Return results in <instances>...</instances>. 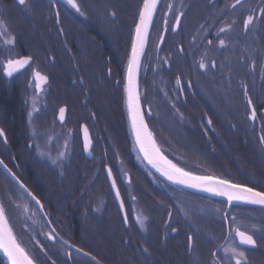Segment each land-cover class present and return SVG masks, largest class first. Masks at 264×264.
Returning <instances> with one entry per match:
<instances>
[{"label":"flooded vegetation","instance_id":"obj_1","mask_svg":"<svg viewBox=\"0 0 264 264\" xmlns=\"http://www.w3.org/2000/svg\"><path fill=\"white\" fill-rule=\"evenodd\" d=\"M14 1L19 7L14 10V20L17 25L24 20V17L27 20L26 45L29 47L32 62L28 68L12 78H7L4 70L0 72V75L6 79L4 86L16 94L17 101L23 108L20 112L30 128V141L33 143L31 146L36 148V143L59 145L54 151L47 152L52 159L41 156V150L36 151V149H34V156L52 162L56 159L57 162L52 165L62 166L65 163L64 160L72 155L69 151L74 144L82 148L85 157L93 161L97 176L103 168L108 187L123 219L109 183L107 168L112 170L126 212L122 188L127 196L129 194L122 183V176L120 175L118 181L113 169L106 163L109 155H114L108 151L106 144L113 143L116 133L112 115L118 99L123 100L127 107L124 92L126 58L122 50L127 49L128 52L127 44L131 46V26L128 24L122 29L119 25L121 32L119 34L114 32L115 23L117 24L118 21L116 15H112L113 12L116 14L114 0H83L84 2L76 0L85 16H81L74 8L67 5L65 0H27V7L19 5L17 0ZM196 1H162L160 38L163 37V42L159 39L158 49L163 47L168 32L174 26V16L176 17L179 12L186 9L184 6L194 4ZM204 1L207 6L205 11L207 18L204 23L193 25L187 32L188 35H184L183 32L179 33L182 27V17H180V26L174 33H176L175 46L178 53L188 64H195L196 69L203 72V90L208 102L203 104L204 109L201 105L194 103L197 94L195 87L197 78L194 73L183 75L181 72H169L170 58L166 54L156 57L148 56L144 52L138 85L140 102L145 110V121L157 147L178 167L192 174L226 178L234 183L264 190V140H261L264 136V59L260 67V57L257 55L245 57L229 54L234 52L230 49L234 47H248L255 43L262 44L264 47V23L261 22L264 18L260 16V9L264 8V0H242L241 4H236V0ZM86 6L91 7L89 13ZM57 11H59V17L56 15ZM227 14L232 16V21L236 20L235 24L226 21ZM249 14H255L256 24L254 28L249 26L250 30L245 32L242 22ZM165 20L168 22L166 32L164 31ZM221 28L226 31L221 32ZM24 34L25 31L22 29V34H18L15 39L16 44L20 43V38ZM220 39H224V46H220ZM208 40H212V45H208ZM185 41L187 45H190L191 51L197 48L203 49L204 56L196 57V52L190 54L189 51L186 55L183 46L186 44ZM89 54L96 62V67L92 72L85 73L83 56ZM24 56L28 55L22 53L17 59ZM201 60L209 65L206 70L199 67ZM212 61L216 65L214 68L210 66ZM152 68H157L159 71L153 74ZM243 69H247L248 73L244 74ZM37 70L48 77L47 83L37 82L34 76V71ZM117 81L120 83L118 84ZM240 95L244 96V99L240 98ZM248 98H251V105L248 104ZM239 100L246 102L244 103L247 106L245 118L241 115L242 111L230 108L237 106L235 102L239 103ZM62 107L66 108L63 122L59 119V109ZM253 107L256 110L255 121L251 119ZM111 109L113 110L110 111ZM149 109L151 115L148 114ZM231 110L236 113L234 117L229 118L228 113ZM17 120L16 117L15 124L18 123ZM209 120L211 124L208 123ZM85 126L92 142L90 152L92 158L87 154L84 146ZM130 129L134 140L131 122ZM0 138L2 139L1 136ZM60 153L64 155L60 157ZM0 159L39 199L38 185H26L15 158H13L16 165L14 169L2 157ZM0 172L12 181L1 169ZM127 176L128 174L125 173L124 181ZM126 183L130 185L131 182L126 179ZM13 184L16 191V206L22 209L23 205L26 218L36 217L39 213L50 232L56 235L57 232L45 208L43 209L49 223L39 206L21 188ZM98 187L100 185L97 182L95 186L97 199L101 196ZM153 187L158 189L159 198L156 202L159 218L157 251L159 263L157 264H179L180 260L184 264L189 257L194 258L197 264H211L208 240L211 238L210 220L213 216L222 217L226 228L233 232V235H228L226 231L222 243L215 246L217 256L224 257L226 249L229 258L232 255V249L244 251L245 256L257 249L240 244L238 237H235V230L239 228L236 225L239 216L236 215L237 212L234 211L233 206L229 208L228 203L220 204L217 202L219 200L173 187L161 180L159 185ZM239 208L241 210L239 209L238 213L241 211L244 215H253L252 210ZM21 209L17 210L15 218H20ZM98 210L100 211L99 208ZM225 213L235 217V222L230 219L225 222ZM190 227H194L199 233L203 232L205 237L203 248H195ZM245 232L256 239L253 233L248 230ZM45 235L48 237L47 234ZM93 235L100 237L102 233L96 231ZM189 236L192 237V243L188 240ZM51 241L60 242L66 247L59 251L71 252V256L74 253L88 260L68 248L59 235L56 240ZM133 251L142 252L146 256L144 249ZM100 252L102 251L98 249L93 255H89L96 257L100 264H104L98 257V253L105 254ZM130 257L132 259L133 255L130 254ZM225 264H228V260H225Z\"/></svg>","mask_w":264,"mask_h":264},{"label":"trees","instance_id":"obj_2","mask_svg":"<svg viewBox=\"0 0 264 264\" xmlns=\"http://www.w3.org/2000/svg\"><path fill=\"white\" fill-rule=\"evenodd\" d=\"M79 1L82 2L83 0ZM114 2L115 15L118 19L117 24L115 23L114 32L119 34L121 32L120 28H118L119 25L124 29V26L126 27V25L130 24L133 39L135 23L138 20V12L143 0H114ZM16 8L19 7L14 0H0V33H3V35H0V72L4 70L3 66L8 60L17 59L22 53L30 56L29 47L26 45L27 20L24 17V20L22 21L21 19L22 22L17 25L14 20V10ZM160 8L153 22L144 52L148 56L156 57L166 54L170 58L168 65L169 72H181L183 75L184 73H194L195 78H197V85H195L197 94L194 103L201 105L202 109H204L203 104L207 103L208 100L203 90V72L199 71V69L197 70L195 64H188L180 53H178L177 46H175L176 33H174L172 28L167 34L168 36L165 39L163 47L158 49L161 36L160 28L162 25ZM184 8L186 9L181 11L184 15L182 16V27L179 33L182 34L183 32L184 35H188L187 32L193 25L196 26L204 23V20L207 18V15H205L207 6L204 0H197L194 4H188ZM86 10L89 13L91 7L86 6ZM21 17L23 16L21 15ZM226 17V21L230 23L236 22V20L232 21L231 15L227 14ZM22 29L25 31V34L20 38V43L16 44L15 39H17L18 34H22ZM127 46L129 49L128 52L127 49L126 51L122 50L126 58L124 62L125 71L131 48L130 44H127ZM183 46L186 55H188L187 53L189 51L190 54L191 52H196V57L204 56L203 49L197 48L191 51L190 45H187V43ZM230 49L234 50L233 53H229L230 55L245 57L257 55L260 57L259 66L261 67V62L264 59V47L262 44L258 45L255 43V45L248 47H234ZM95 67L96 62L93 60V57L90 54L84 55L83 71L85 73L92 72ZM192 67L193 71L191 72ZM156 71L159 70L157 68L151 69L153 74ZM243 71L244 74L248 73L247 69H243ZM5 82L6 79L0 75V126L6 135L8 143L6 145L0 138V157L12 169L16 168L15 161L13 160L15 158L26 185H38L40 190L39 200L44 205L57 234L63 237V240L68 242L67 244L75 246L90 255H93L98 249L101 250L102 252L100 253H104L105 255L98 253V257L104 264L159 263L157 253L159 248V218L157 216L156 203L159 198L158 189L153 186L159 185V180L166 184L169 183L161 179L147 167L140 156L132 137L128 109L124 105V101L118 99L116 109L112 115V119L115 121L116 133L112 141L113 143L106 144V147L114 155L112 156L110 154L106 163L113 169L118 181L120 175L122 176V183L129 194L127 196L125 190L122 188L127 207L129 226L125 225L120 215L108 187L103 168L97 176L96 169L93 167V161L85 157L82 148L80 149L74 144L69 151L73 157L71 155L64 160L65 163L62 166H53L51 160H42L34 156V149L36 151L52 152L59 145L44 143L43 146V143H41L39 144V149L31 146L33 143L30 141V128L20 112L23 111V108L17 101L16 94L10 88L4 86ZM239 97L244 99L242 95ZM103 102L107 103L108 101ZM238 102H235L237 106L230 108L242 111V114L239 113L245 118L247 106L244 103L246 104V102H241L240 100ZM120 104L123 105L121 106ZM235 113V111L231 110L228 113L229 118L234 117ZM16 117L18 119L17 124H15ZM243 135L248 134L243 133ZM125 173L128 174L126 179L130 180V185L126 183V179L124 181ZM97 182L100 185L98 187L101 195L99 199L95 197L97 188L95 186ZM119 185H121L120 182ZM16 201L14 184L0 172V204H3L5 207L9 225L12 227L14 235H16L18 241L21 242L26 251L36 259L37 264H51L49 257L55 260L56 264H92L90 261L74 253L72 256H69L67 252L59 251L66 247L60 242L53 243L45 235L50 232V229L40 214L37 213L36 217L26 218L23 205L21 206L22 209L17 207ZM217 202L222 204L223 201ZM239 207L252 210L253 215H244L241 211L238 213ZM233 208L237 212L236 215L239 216V221L236 222L237 227L240 230H248L253 233L257 241V249L252 250L246 255V264H264V208L249 205H236ZM18 209L22 210L19 219L14 217ZM139 220H143V227H141ZM96 231L101 232L102 235L95 237L93 233ZM190 231V234L194 236L195 248H203L205 239L203 232L199 233L194 227H190ZM210 232L211 238L208 242L211 252V264H213L214 258L212 254L216 251L215 246L222 243L226 233V226L222 217L213 216L211 218ZM41 246H43V251L41 250ZM145 248L147 249L146 256L142 252L133 251L134 249L139 250ZM130 254L133 255L132 259ZM0 264H6V260L1 253ZM179 264H183V262L180 260ZM184 264H197V262L194 258L189 257Z\"/></svg>","mask_w":264,"mask_h":264},{"label":"snow or ice","instance_id":"obj_3","mask_svg":"<svg viewBox=\"0 0 264 264\" xmlns=\"http://www.w3.org/2000/svg\"><path fill=\"white\" fill-rule=\"evenodd\" d=\"M65 3L75 9L81 16H85V13L81 10L80 6L77 4L76 0H65ZM158 0H143L142 6L138 12V20L135 23V32L132 39L130 53L128 56V63L125 73V84L124 92L126 93V101L128 108V116L131 122L133 134L135 137L136 144L139 146L138 151L143 153V159H146L148 164L165 176L169 181H172L179 185H184L188 188L198 189L203 192L212 193L213 195L226 197L228 204L231 206L232 203L242 202L250 205H261L264 206V190H257L255 187H249L244 184L234 183L230 179L216 177V176H206V175H194L191 172L185 171L183 168L178 167L177 164L173 163L172 160L168 159L160 149L157 147L155 139L153 138L152 132L149 130L148 125L145 121V110L143 109L140 97L138 93V74L140 69V58L143 54V50L147 44L148 30L152 24V18L156 12ZM242 0H236V4H241ZM18 4L21 6H27V0H18ZM235 7V5H233ZM59 17V11L56 13ZM115 16V13H112ZM184 14L183 12L179 13L174 19V26L172 28L175 31L180 26V17ZM260 16L264 18V8L260 9ZM86 18V17H85ZM59 22V20H57ZM264 23V19L261 20ZM235 23V22H233ZM256 17L255 14H249L246 19L242 22V27L245 32L250 30L249 26L255 27ZM168 22L164 21V31L166 32ZM221 32L226 31L224 28L220 29ZM3 35V33H0ZM160 41L163 42V37L160 38ZM14 43V41H12ZM212 40H208V45H212ZM220 46L225 45L224 39L219 40ZM32 57L24 56L16 60H8L4 67L5 74L9 77L13 75L14 70L19 71L25 66L31 64ZM211 67H215V62H211ZM199 67L201 69H207L208 64H205L203 60L199 62ZM34 76L37 82H48V77L42 75L38 70L34 71ZM119 84L120 81H117ZM190 86V84H189ZM246 95V93H245ZM248 104L251 105V98H248ZM35 110V108H34ZM66 108L59 109V119L61 122L65 119ZM148 114L151 115V110H148ZM31 116V114H30ZM251 119L256 120V110L253 107L251 110ZM211 124V120L208 121ZM85 133V148L89 146L88 142V129L87 126L83 129ZM3 129H0V136H3ZM261 140H264V136L261 137ZM39 149V144L36 145ZM40 155L52 159L50 154L44 151L40 152ZM64 154L60 153L59 156L62 157ZM57 160L53 159V163H56ZM0 164H3V161H0ZM6 167V165H5ZM9 171H11L9 169ZM108 175H112V170L108 169ZM116 180H112V187L115 188ZM21 187L25 188V191L28 192V195L31 196L32 200L35 201V204L43 210L44 205L41 201L33 194L29 189L26 188L23 184ZM116 196H120V191L117 189ZM121 207H123V201L121 200ZM171 215V213H169ZM225 222L229 219L232 222H235V217H230L228 213L224 214ZM50 222V221H49ZM141 227L144 226L143 220H139ZM174 230V229H173ZM55 230L53 229V232ZM228 235H233V232L228 230ZM48 238L51 240H56L57 235H53L52 232H49ZM235 237H238L239 243L242 245H247L251 247L257 246V241L254 239L253 235L248 234L245 231H241L239 228L235 230ZM64 244L68 242L63 240V237H60ZM188 240L192 243V237L189 236ZM43 251V246H41ZM77 251H81L77 249ZM147 252V249H144ZM0 252H2L7 257V264H37L36 259L31 256L26 249L22 246L21 242L18 241L16 235L13 233L12 227L9 225V219L6 215V210L3 204H0ZM228 250H225V256L219 257L216 253H213V264H225V260H228V264H246V256L244 251H236L232 249L231 257H227ZM47 254V253H45ZM68 255L71 256V252H68ZM85 255H89L85 253ZM96 264H100L96 257H92ZM51 260V264H56L55 260Z\"/></svg>","mask_w":264,"mask_h":264},{"label":"water","instance_id":"obj_4","mask_svg":"<svg viewBox=\"0 0 264 264\" xmlns=\"http://www.w3.org/2000/svg\"><path fill=\"white\" fill-rule=\"evenodd\" d=\"M17 2H18V0H17ZM161 2H162V0H158L157 6H156V12H155V14H154V16H153V18H152V24H151V26H150V28H149V30H148L147 42H148L149 34H150V31H151V28H152L153 22H154V20H155V17H156V15H157V12H158V10H159V7H160ZM146 45H147V44H146ZM145 49H146V47H145ZM145 49L143 50V54H144ZM143 54H142V56H141V58H140V65H141V60H142ZM29 66H30V64L27 65V66H25L24 68L20 69L19 71H15V70H14L13 75H12L11 77L7 76L6 74H5V75H6L7 78H12L13 76H15L16 74L22 72L23 70H25V69L28 68ZM139 70H140V69H139ZM138 78H139V74H138ZM137 83H138V79H137ZM138 93H139V85H138ZM131 127H132V126H131ZM0 129H1V128H0ZM132 132H133V130H132ZM133 136H134V134H133ZM1 137H2V139L4 140L5 144H7V138H6L5 133H4V135L1 136ZM87 137H88L89 146H88L87 148H85V150H86L87 154L90 156V158H92V155L90 154V152H91V148H92V142H91V139H90V136H89L88 133H87ZM134 140H135V137H134ZM84 143H85V133H84ZM135 145H136V147H137V149H138L139 146L136 144V141H135ZM138 152H139V151H138ZM139 154H140V156H141L142 159H143V153H142V152H139ZM143 160H144V162L146 163L147 167H149V168H150V169H151L156 175H158L161 179H163V180L166 181L167 183H169V184H171V185H173V186H175V187H178V188H181V189H184V190L190 191V192H194V193L201 194V195H203V196H207V197L212 198V199H214V200H219V201H223V202L228 203V202H227V199L224 198V197L217 196V195H213L212 193H208V192H203V191H200V190H198V189L188 188V187H186V186H184V185H179V184H176V183H174V182H172V181H169L165 176H163L160 172H158L155 168H153L150 164H148V162H147L146 159H143ZM0 161H2V160L0 159ZM0 169H1V170H2V171L8 176L11 180H12L13 183H15L19 188H21V190H23V192H25V193L28 195V192L25 191V188L21 187V184H22V183H21V182L19 181V179L13 174L12 171H9V168H8L7 166L5 167V164H4V163H3V164H0ZM108 169H109V168H107V176H108V179H109V183H110L111 188H112V190H113V193H114V196H115L116 202H117V204H118V206H119V208H120V210H121V213H122V216H123V219H124L125 225L128 226L129 223H128V217H127V212H126V209H125L124 202H123V207H121V200L123 201V199H122V197H121V194H120L119 197L116 196V191H117V189H118V187H117V183H116L115 188H113V187H112V180L115 179V178H114L113 174H112L111 176L108 175ZM28 196H29V195H28ZM29 198H31V196H29ZM31 199H32V198H31ZM34 202H35V201H34ZM236 205H249V206H254V207L264 208V206H261V205H250V204H245V203H242V202H235V201L232 203L231 206L228 204L229 208H231L232 206H236ZM40 210H41V209H40ZM41 212L43 213L44 217H45L46 220L48 221L44 209L41 210ZM48 223H49V221H48ZM65 245H66L68 248H70L72 251H74L75 253H77V254H79V255H81V256L87 258L88 260H90V261H92L93 263L96 264V261H94V260L92 259V256H90V255H85V252H83V251H77V248H74V247H72V246H70V245H67V244H65ZM244 246H246V247H248V248H257V246H256V247H251V246H247V245H244ZM0 253H1V255L4 257V259H5L6 262H7V257H6L2 252H0Z\"/></svg>","mask_w":264,"mask_h":264},{"label":"bare ground","instance_id":"obj_5","mask_svg":"<svg viewBox=\"0 0 264 264\" xmlns=\"http://www.w3.org/2000/svg\"><path fill=\"white\" fill-rule=\"evenodd\" d=\"M222 197V196H221ZM224 198H226V197H224Z\"/></svg>","mask_w":264,"mask_h":264},{"label":"rangeland","instance_id":"obj_6","mask_svg":"<svg viewBox=\"0 0 264 264\" xmlns=\"http://www.w3.org/2000/svg\"><path fill=\"white\" fill-rule=\"evenodd\" d=\"M43 146H44V143H43Z\"/></svg>","mask_w":264,"mask_h":264}]
</instances>
